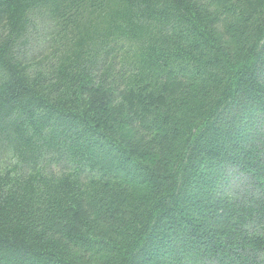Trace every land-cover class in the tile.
<instances>
[{"label":"trees","instance_id":"1","mask_svg":"<svg viewBox=\"0 0 264 264\" xmlns=\"http://www.w3.org/2000/svg\"><path fill=\"white\" fill-rule=\"evenodd\" d=\"M0 264H264V0H0Z\"/></svg>","mask_w":264,"mask_h":264}]
</instances>
